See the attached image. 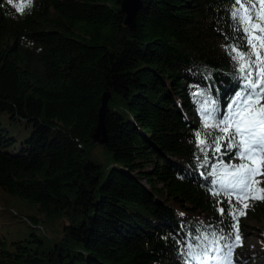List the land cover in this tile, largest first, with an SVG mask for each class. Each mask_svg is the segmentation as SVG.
Listing matches in <instances>:
<instances>
[{"label": "trees", "instance_id": "obj_1", "mask_svg": "<svg viewBox=\"0 0 264 264\" xmlns=\"http://www.w3.org/2000/svg\"><path fill=\"white\" fill-rule=\"evenodd\" d=\"M121 1L32 0L20 14L0 0V189L65 221L47 249L0 236V264H181L186 234L223 219L190 140L200 103L226 110L239 87L231 0H140L134 28ZM105 92L107 167L89 158ZM246 218L264 219V201L240 232Z\"/></svg>", "mask_w": 264, "mask_h": 264}, {"label": "snow or ice", "instance_id": "obj_2", "mask_svg": "<svg viewBox=\"0 0 264 264\" xmlns=\"http://www.w3.org/2000/svg\"><path fill=\"white\" fill-rule=\"evenodd\" d=\"M31 5L32 0H20L13 7L24 14ZM229 21L236 36L223 47L239 87L226 110L210 97L200 103V127L190 140L203 154L200 167L210 169L204 187L220 205L217 212L223 219L215 229L207 225L186 234L178 250L181 264H236L235 250L243 244L240 217L253 202L264 201V0H231ZM194 156L201 159L195 152ZM224 156L238 162L226 163Z\"/></svg>", "mask_w": 264, "mask_h": 264}, {"label": "rangeland", "instance_id": "obj_3", "mask_svg": "<svg viewBox=\"0 0 264 264\" xmlns=\"http://www.w3.org/2000/svg\"><path fill=\"white\" fill-rule=\"evenodd\" d=\"M89 158L103 167L110 165L111 158L108 153L95 143L91 148ZM35 219L33 222L31 218ZM63 216L46 218L36 206L19 198L7 195L0 189V236L6 239L32 238L35 233L43 242L42 249L49 248L63 236ZM241 235L243 244L239 247L238 257L241 264H253V258L260 248H264L259 235L264 236V219L242 221ZM36 245V243H32ZM261 262L264 264V258Z\"/></svg>", "mask_w": 264, "mask_h": 264}, {"label": "water", "instance_id": "obj_4", "mask_svg": "<svg viewBox=\"0 0 264 264\" xmlns=\"http://www.w3.org/2000/svg\"><path fill=\"white\" fill-rule=\"evenodd\" d=\"M141 8L140 0H122L121 11L124 13V24L128 28H134L136 14ZM109 92H105L101 99V105L98 112V119L96 127L93 131L92 141L100 145L107 142V132L104 126V115L107 109V102L109 99Z\"/></svg>", "mask_w": 264, "mask_h": 264}]
</instances>
